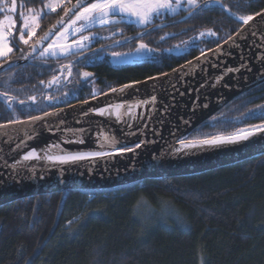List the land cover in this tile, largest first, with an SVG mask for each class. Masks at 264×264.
Instances as JSON below:
<instances>
[{"label": "trees", "instance_id": "16d2710c", "mask_svg": "<svg viewBox=\"0 0 264 264\" xmlns=\"http://www.w3.org/2000/svg\"><path fill=\"white\" fill-rule=\"evenodd\" d=\"M19 1L25 9L41 8L45 2ZM75 2L70 0L64 8L42 16L32 43ZM223 4L238 16L264 9V0H224ZM234 15L219 6L199 9L183 28L188 27L196 38L200 32L213 30L216 37H200L199 43L218 45L217 40L223 42L242 26ZM30 44L24 46L23 52L16 47L7 62L2 59L0 64V93L8 92L17 98L8 108L0 97V124L41 114L50 106L47 95L41 93L47 90L48 80L57 74L63 58L38 55L18 65L16 62L24 59ZM199 53L200 50L190 54ZM176 57L171 55L157 64H123L105 73L116 80L113 85H123L175 69ZM33 96L35 101L30 99ZM20 100L25 103L21 105ZM260 104H264V83L223 107L189 138L229 134L264 123L244 115ZM203 261L264 264V154L201 174L147 179L117 188L64 190L0 205V264Z\"/></svg>", "mask_w": 264, "mask_h": 264}, {"label": "water", "instance_id": "95a60500", "mask_svg": "<svg viewBox=\"0 0 264 264\" xmlns=\"http://www.w3.org/2000/svg\"><path fill=\"white\" fill-rule=\"evenodd\" d=\"M72 6L69 10L72 9ZM61 19L65 23L69 22L68 16L64 13L47 28L42 36L36 39L26 53L27 58L17 61L18 65L35 58L54 40L56 36H50L48 40L41 38L50 30L57 33L61 31L63 27L58 23ZM241 30L247 39H239L238 48L231 47V42L226 44L223 41L219 44L226 52H231L230 56H220L219 54L213 56L211 51H206L208 53L207 62L203 60L197 62V57L189 60L199 63L203 67V71L198 67L194 72L190 71L188 75H184L183 72H174L172 69L166 72L167 76L155 75L160 77L155 81L146 78L126 83L134 86L125 89L123 93H113L109 90L85 100L87 103L80 101L70 106H60L48 110L47 113H54L53 115L45 117L44 113L46 112L35 115L41 116L43 119L34 123H17L8 128H0V205L9 204V202L21 198L63 192L64 190L117 188V186L141 180L201 174L214 170V168L234 165L246 159L263 155L264 135L256 137L255 140L235 145L202 149L178 157L170 156V145L176 143L178 137H189L197 127L212 118L234 99L264 83V61L260 59L261 56H264V37H262L264 17H256L249 25L242 23L240 29L230 37L237 38V33ZM253 31L257 35H251ZM33 45L36 46L34 52L32 51ZM147 53L150 54V52ZM241 57L250 66L251 71L242 70L239 73H229L215 87L210 86L214 78L225 68L239 65ZM189 61L175 69H181ZM126 84L116 87V89H120ZM172 85H175V88ZM153 94L157 96L156 111L146 112L147 128L140 126L134 129L126 123L116 121L114 117L88 112L90 109L102 105L124 101L134 102ZM197 97L199 100L195 113H193L192 109ZM203 104H207L208 107L199 106ZM167 106L170 107L165 112ZM27 119L28 117L19 120L26 121ZM184 120H190L191 123L186 125ZM2 124H7V122ZM69 130H74L82 135L84 143L61 145V148L68 150L98 147L97 138L102 133L114 135L117 140L123 141L128 146H134L141 140L152 142L142 145L135 153L129 152L123 156L105 158V160H86L83 163H74L70 166L12 168L13 160L22 151L39 145V143L56 140L60 133ZM78 130L84 131L80 133ZM132 132L136 134L132 135ZM30 136L31 138H29ZM18 145L19 147H17Z\"/></svg>", "mask_w": 264, "mask_h": 264}, {"label": "snow or ice", "instance_id": "6c2138e0", "mask_svg": "<svg viewBox=\"0 0 264 264\" xmlns=\"http://www.w3.org/2000/svg\"><path fill=\"white\" fill-rule=\"evenodd\" d=\"M64 0H45L43 4V8L36 9H28V15L22 16V28L19 31L18 36L16 37L18 41L24 45H28L31 38L35 35V29L38 27L37 19L41 15H45L48 13L55 12L58 8L63 7ZM188 9L189 15H191L192 11L198 8H209L212 6H219L220 8L226 9L227 11H231L227 7V5L223 4V0H204L203 5L200 4L199 0H185ZM182 0H76V3L72 6V9H65V15L68 16L69 23H65L63 19L58 23L63 27L62 31L52 32L51 30L42 37V40H48L50 36H56V39L49 43L47 48L43 49L41 55L46 53L51 55L63 54L68 55L72 52L73 48L76 50L82 49L86 46L85 42H91L93 37L81 35L79 39H74L71 44L61 43L62 40H66L68 37L73 34H80L85 30L91 29L97 25L100 26H111L120 23L127 24H135L137 26L147 27L152 25L154 20L159 17H163L166 14H175L181 7ZM8 11L17 12L18 6L16 5L15 0H13L12 7L10 9H6ZM264 17V11L257 12L254 14L241 15L236 18L243 23V25H249V23L256 19V17ZM74 17V19H73ZM118 31H123L122 29H118ZM16 34V21L12 16H7L3 20H0V58L4 59L7 62V59L14 51V48L11 47V39ZM145 33H140L139 35L142 37ZM115 35V32L112 33ZM251 35L255 36L257 33L253 31ZM27 36V38H26ZM200 37H216L217 33L213 30H207L206 32H200ZM264 37V34H262ZM163 39V37H161ZM131 39V38H126ZM239 39H247L243 35V30L237 33V38L228 37L225 40V43L231 42V47H239ZM197 38H193L192 46L199 47L196 43ZM218 47L214 50H209L212 52L213 56L231 55L230 51H225L222 45H219L218 40L216 41ZM116 43H120L117 41ZM185 45L184 51L188 50V42H183ZM180 46L178 45L177 48ZM36 50V46H32V51ZM23 52V49H20ZM137 52H152L154 49L149 48L148 44L144 43L142 40L138 44L136 48ZM168 51H171L169 49ZM201 56L196 58L197 62L203 60L204 62L208 61V53H206L203 49H200ZM112 55L114 57H120L124 55H128V53H119L113 52ZM23 58H27L24 56ZM260 59L264 61V56H261ZM215 66V65H214ZM200 68L203 71V67L199 63H194L193 61H189L187 65L182 66L181 69H174V72H183L184 75H188L190 71L194 72L197 68ZM251 71V68L248 64H246L241 57V63L236 67H227L221 72L218 76H216L210 85L211 87H215L220 83L221 80L224 79V76L229 73H239L241 71ZM71 74V73H69ZM84 78H89L92 76V73L84 72ZM162 75L167 76V73H163ZM160 77L158 76H150L147 79L150 81L158 80ZM58 78L54 77L53 81L50 83L56 82ZM43 83V82H41ZM139 83V82H136ZM50 86V85H49ZM134 85L126 84L120 89L112 88L111 92H120L123 93L125 89L131 88ZM227 87V85H224ZM175 88V85H172ZM204 87V85H201ZM107 95V94H105ZM183 95V93H181ZM0 97H3L5 103L8 108H12V101L17 99L16 97H12L8 92L0 93ZM32 101H35V97H30ZM47 99L52 100L54 97H47ZM199 97L194 101L193 105V113H195L196 106L198 104ZM19 103L23 105L25 101L20 100ZM87 103V101H85ZM157 104V96L155 94L150 95L146 98L136 100L134 102H120L115 104H109L106 107L98 108L95 111L96 114L100 116H112L116 119V121L121 123H127L129 127H132L131 122L134 118L137 117V114L141 111L143 112H155ZM200 107L207 108V104L199 105ZM167 106L165 107V112L168 110ZM14 110V109H13ZM54 113H44V116H50ZM87 114V113H85ZM245 117L249 119H261L264 120V104L257 105L254 109H249L247 113L244 114ZM127 118V120L125 119ZM41 116H31L29 115L26 121L14 119L9 120L7 124H0V128H8L12 124H23V123H34L36 121L42 120ZM183 119V118H181ZM215 119V118H214ZM186 125L190 124V120H184ZM144 128H147L148 125L144 124ZM72 136L75 139H69L68 141H64V143H84V140L81 135H77V132L69 130ZM82 133L84 130H78ZM264 132V123L255 124L248 126L246 128H239L229 134H217L213 136H204L198 137L193 136L192 138L183 137L177 138L176 143L170 145V149L173 155H179L181 153L187 154L193 150H200L205 147H215L225 144H239L243 141L249 140L252 136ZM135 135V132L131 133ZM31 138V136L29 137ZM98 148L100 150L93 151H67L61 148L59 145H49L45 150L43 156L37 150L32 149L22 155V157L17 160L13 165V169L22 168L26 169L28 166L25 162L32 160H46L51 164H69L76 163L80 161H94L97 159H103L105 157L114 158L116 156H123L126 153H135L137 149L141 148L142 145H146L147 143H151L152 141L141 140L137 142L134 146H128L123 141H119L116 139L114 135H109L106 133H102L98 136ZM117 145H120L119 147ZM19 147V145L17 146ZM69 224L72 222L69 221Z\"/></svg>", "mask_w": 264, "mask_h": 264}, {"label": "flooded vegetation", "instance_id": "af4514ba", "mask_svg": "<svg viewBox=\"0 0 264 264\" xmlns=\"http://www.w3.org/2000/svg\"><path fill=\"white\" fill-rule=\"evenodd\" d=\"M231 1L233 3L238 2V0ZM199 2L203 5L204 0H199ZM227 7L229 8L228 5ZM199 9L207 8L201 7L195 9L192 11L191 15H189L187 6L179 9L175 14H166L163 17L156 18L153 24L147 27L120 23L111 26L99 25L85 30L86 32L83 31L84 36H89V33L91 32L96 33L97 39L91 41L89 45L87 43V46L82 49L73 51L65 56H60L63 60H61L60 65H58L57 74L52 78H49V80H51H48V83L52 82L54 77L58 79L56 82L50 83V86H47V90L41 93L44 96L47 95L46 98L49 96L54 97L52 100L47 99V103L50 106L46 109V112H48V110L59 108L60 106H70L73 103L91 99L92 97L107 92L114 87L122 86L113 85L116 80H111L106 73L120 69L123 64L119 61L112 60L108 55H105V52H135L136 57H140L141 61H133L124 64H133L134 62L139 63L144 61L157 64L158 61H166L171 55L172 57L177 55L175 59L176 62H174L176 63L175 66L178 67L179 65L198 57V55H201L200 52L197 56H193L190 54L192 51L198 53L200 49H203L206 52L209 51V49L217 47L218 45H214L213 42H210L209 44L199 43L201 40L200 37L196 40L199 47H193L191 43L196 36H193V32L189 31L188 27L183 28L187 19H191ZM223 10H225L228 15H234L231 11L229 12L226 9ZM61 16L62 15H60V17ZM237 16L238 15H234L233 18L238 20L236 18ZM178 25L181 27H176ZM118 29H122L123 31H118ZM97 32L99 35H97ZM113 32H115V35H112ZM140 33L145 34L141 37L139 35ZM161 37H163V39ZM141 40L148 44L149 48L154 49V51L150 52V54L146 51L137 52L136 48ZM117 41H120V43H116ZM183 42H188L187 51H184L185 45ZM178 45L180 46L179 48H177ZM169 49H171V51H168ZM84 72L92 73V76L86 79L82 75Z\"/></svg>", "mask_w": 264, "mask_h": 264}, {"label": "rangeland", "instance_id": "374dc122", "mask_svg": "<svg viewBox=\"0 0 264 264\" xmlns=\"http://www.w3.org/2000/svg\"><path fill=\"white\" fill-rule=\"evenodd\" d=\"M68 1H70V0H64V2H63V7H60V8H58L56 11H58V10H60V9H62V8H64L65 7V5H66V3L68 2ZM15 2H16V5L18 6V11L17 12H12V11H8V10H6V9H10L11 7H12V3H13V0H3V2H2V4L0 5V9H2L1 11L3 12L1 15H0V20H3L5 17H7V16H12V17H14L15 18V21H16V34L12 37V39H11V47H13L14 48V51H15V48L16 47H18L19 49L20 48H24V44H22V43H20L19 41H18V39L16 38L17 36H18V34H19V31L21 30V28H22V23H23V20H22V16H21V13H23L24 15H28V9H30V8H28V9H25V8H21V5H19L21 2L19 1V0H15ZM185 7H187V4H186V2H185V0H182V3H181V7H180V9L181 8H185ZM41 8H43V7H41ZM40 7L39 8H33V9H36V10H39V9H41ZM32 9V8H31ZM55 11V12H56ZM54 12V13H55ZM42 16H44V15H41L38 19H37V24H38V27H36V29H35V35L31 38V40L29 41V44H30V46L33 44L32 42L34 41L33 39H34V37H36V35L38 34V31L40 30L39 29V27H40V22H41V17ZM74 19V18H73ZM70 22V21H69ZM68 22V23H69ZM97 26H99V25H97ZM96 26V27H97ZM63 30V29H62ZM61 30V31H62ZM86 32V31H85ZM81 35H83V32L82 33H80V34H73L72 36H70V37H68L66 40H62L61 41V43H67V44H71L72 43V41L74 40V39H79V37L81 36ZM97 35H99V33L97 32ZM89 36L90 37H93V39L91 40V41H94L95 39H97V37H96V33H94V32H91V33H89ZM26 38H27V36H26ZM56 39V37L54 38V40ZM53 41V40H52ZM52 41L50 42V43H52ZM86 43V46H87V43H88V45H89V42H85ZM48 46V45H47ZM47 46L45 47V48H47ZM13 51V52H14ZM73 51H76V49L75 48H73V50H72V52ZM13 52L12 53H10V55L9 56H11L12 54H13ZM42 52H43V50H42ZM41 52V53H42ZM115 52V51H114ZM41 53L39 54V55H41ZM112 53L113 52H105V55H108L109 56V58H112V60H116V61H119V62H121V64H124V63H131V62H133V61H141L140 60V57H136V53L135 52H133V53H129L128 52V55H124V56H120V57H114L113 55H112ZM123 53V52H122ZM53 56V57H57V56H65V55H63V54H57V55H51V54H48V53H46V54H44V55H41L42 57H45V56ZM0 64H2V58H0ZM114 88H116V87H114ZM201 264H204V261H203V263H201Z\"/></svg>", "mask_w": 264, "mask_h": 264}, {"label": "bare ground", "instance_id": "6f19581e", "mask_svg": "<svg viewBox=\"0 0 264 264\" xmlns=\"http://www.w3.org/2000/svg\"><path fill=\"white\" fill-rule=\"evenodd\" d=\"M116 103H120V102H116ZM113 104H115V103H113ZM106 106H108V105H102L100 107L92 108L88 112L92 114V113H95V111H93V110L98 109V108H103V107H106ZM125 119L127 120V118H125ZM146 123H147L146 112L141 111V112H139L137 114V117L134 118L133 121L131 122V124H132V127L131 128L136 129V128L140 127V126H143ZM72 131H74V130H72ZM74 132H76V131H74ZM77 135H80V134L77 132ZM261 135H264V132L258 133L256 135L252 136L249 140H255L256 137H259ZM69 139H75V137L72 136V134H71L70 131H64V132L60 133L59 136H57V139L56 140H50V142H46V143H39V145L30 147V148H28V150L22 151L18 155V157L16 159H14L13 161L15 163L17 160H19L22 157V155L24 153H26V152H28V151H30L32 149L37 150V152H39L41 154V156H43L45 150L47 149V146H49V145H59L61 147L62 144H71V143H64V141H68ZM243 142H245V141H243ZM228 145H235V144H225V145H220V146H215V147H224V146H228ZM210 148H213V147H205L203 149H210ZM65 150L75 152V151H93V150H100V149L98 147H93V148L72 149V150L65 149ZM200 150H202V149H200ZM200 150H193V151H191L189 153H192L194 151H200ZM189 153H187V154H189ZM181 155H183V153H181L179 155H173L172 152L170 151V156H172V157H178V156H181ZM105 158H108V157H105ZM105 158H103V159H97V160H105ZM25 163H26V165L28 167L29 166H33V167H40V166H45V167L62 166V165H59V164H55V165L54 164H51L48 161L43 160V159H41V160H32V161H28V162H25ZM76 163H83V161L76 162ZM72 164H74V163L64 164L63 166H70Z\"/></svg>", "mask_w": 264, "mask_h": 264}]
</instances>
